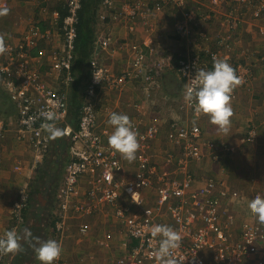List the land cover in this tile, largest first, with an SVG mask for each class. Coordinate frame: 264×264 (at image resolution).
I'll return each mask as SVG.
<instances>
[{
  "label": "built area",
  "instance_id": "1",
  "mask_svg": "<svg viewBox=\"0 0 264 264\" xmlns=\"http://www.w3.org/2000/svg\"><path fill=\"white\" fill-rule=\"evenodd\" d=\"M65 1L68 14L63 19L59 10L52 12L57 30L31 25L27 32L17 36L0 31V47L3 48L0 51V91L10 97L14 107L8 117H0V137L13 132L15 143L30 149L37 158L33 168L48 153L54 139L45 124L61 129L60 136L67 142L64 174L50 213L51 219L55 220L52 230L62 235L68 231L72 220L78 218L81 220L78 232L87 235L91 224L84 222L85 217L103 214L109 221L112 216L111 221L117 220L122 229L107 230L103 236L95 237V244L104 255L98 264H158L152 252L159 247L160 237L151 236V228L158 224L168 225L180 234V246L173 250L177 264H264L263 224L247 219L237 222L223 204L228 191L219 190L215 179L203 185L196 174L188 170L182 178L172 177L166 168L155 163L147 148L161 133L160 123H144L141 118L129 117L142 149L136 155V173L132 177L121 175L124 169L122 154L109 146L108 136L113 132V126L101 124L99 99L103 90L123 91L133 79H140L143 90L150 95V89L157 84L155 72L162 70L166 60L161 57L156 61L157 66L150 67L149 55L154 52L152 39L144 41L146 46H151L148 51L141 41L130 44V60L119 74L100 55L101 49L107 50L111 46L112 36H96L98 50L92 52L89 60L91 77L82 90L77 122H71L69 92L75 80L73 63L82 0ZM150 1L154 2V7ZM186 2L123 0L119 3L117 0H102L100 18L122 22L141 19L143 26L153 31L156 28L152 14L154 8L159 12L164 7L177 6L179 12L172 21L174 32L199 50L197 54L188 53L187 59H180L177 72L186 79L185 89L195 88V75L203 66L200 50L210 53L212 65L214 57L222 58L219 51H210L209 42L214 36L204 29L202 21L220 18L221 27L215 35L219 45L225 44L223 57L229 59L227 49L236 44L235 34L245 24L257 21L256 25L264 35V0H208L210 6L199 2L191 9L184 6ZM8 6L9 0H0V8ZM130 29L134 30L133 24ZM44 43L54 46L48 52L43 48L38 49V54L32 52L34 46ZM202 43L205 47L200 46ZM257 62L264 67V55ZM254 65L240 62L236 66L239 79L236 87L249 84ZM235 90L231 96L235 95ZM184 92L177 99L179 111L186 117L182 113L176 114L166 133L172 147L165 154V163L169 167L178 166L179 170L185 169L192 160L206 156L218 159V154L234 151V146L207 136L201 123L190 122L202 114L194 111L193 103L185 99ZM134 103L137 109L143 108L142 101ZM47 113H52L54 119L46 120ZM250 126L248 138L254 141L257 129L255 125ZM175 145L180 147L178 153L172 149ZM11 159L10 167L14 172L30 169V161L25 162L15 150L0 152L2 163ZM219 185L225 183L221 181ZM27 186L20 187V197L12 204V218L16 223L11 228L16 233L17 224L24 222L23 210L29 199ZM8 256L9 253L0 254V264H5ZM54 264L73 263L61 253Z\"/></svg>",
  "mask_w": 264,
  "mask_h": 264
},
{
  "label": "crops",
  "instance_id": "2",
  "mask_svg": "<svg viewBox=\"0 0 264 264\" xmlns=\"http://www.w3.org/2000/svg\"><path fill=\"white\" fill-rule=\"evenodd\" d=\"M35 1L36 0H9L10 5L13 4L12 6H8L7 8H0V31L4 33L9 32L8 34L17 36L23 31L27 32L31 25H37L42 29L52 27L57 30V22L53 20L52 12L53 10L58 9H53L52 7H56L60 0H38L39 4L33 5ZM117 1L120 3L123 0ZM27 2H30V4H32L30 5V7L36 9H34L33 11L29 10V4ZM190 2L194 4V7L197 6L199 2H203L207 6H210V3H206V0H187L185 4H188ZM18 5H20L23 9V12L21 11L22 14L19 16L18 14H13V12L19 13V9L14 11L15 7ZM150 5H153V1H150ZM27 8L29 11H27ZM166 8V11H160V17H158V20L160 21L157 20L158 27L153 31L142 30L141 27H138V25L141 24V19H137L135 21L127 20L128 22H122L108 18L107 20L103 21L100 18L102 10L100 8L98 9L95 23L96 36H105L108 34L112 36V43L110 48L105 51L102 50V58L111 67L112 70H115L116 73H120L126 69V65L128 64L131 57L130 44L135 41H141L145 49L148 51L151 46H146L144 44V41H147V38L145 37H151V39L153 40L154 52L149 55V59L151 58V62L149 64H152L153 68V64L158 59L161 60L160 52L157 50L156 46H159L160 51H169L165 63L163 62L164 66L162 70H159L158 73L155 72L154 76L156 77L157 84L154 86V88L150 89V95H148L146 90H143V85L140 79L131 80L123 91L108 89L103 90V95L101 99H99V120L102 125L109 124L108 120L111 113L116 112L127 114L130 118H141L144 120V123H160L161 133L159 134L158 138L151 143L150 147L147 148V151L149 150V153L153 154L155 163H158L160 167L166 168V170L169 172V174H171L172 177L182 178L185 174L184 172L188 170L193 175L196 174V177L200 182L202 180H206V178L210 177L214 173L219 174V170L217 169L218 163L215 162V158L206 156L201 160H192L188 163L185 169L181 168V170H179L180 167L177 168L178 166L169 167L168 164L165 163V154L168 150H171L172 147L166 139V133L169 129V123L171 122L172 118H174L176 114L182 113L179 111V102L177 97L184 92L185 88L184 79L177 75L175 66H173L174 62L176 61H172L171 58L175 56L178 57L179 55L183 54H188L189 49H187V46L190 45V43L187 42L186 38L178 37L175 35V33L172 31L173 26L171 28L168 26V23L170 25L172 24L170 21L173 19V15L176 16L177 14H173L171 12V7ZM4 9H7V11L5 12ZM14 17H16L15 20ZM40 18H42V21H46L41 23ZM219 20L220 18H213L202 21L204 27L208 29V31H210L214 36L213 40H211V47L218 45L214 34L215 30L221 27ZM131 24L134 25V30L130 29ZM138 28L141 29V33L138 32ZM257 30L260 29L256 25V22H251L250 25H246L238 33L235 34V38H237L236 40H238L237 43L232 48L227 49V51H230L231 53V55L229 54L231 56L230 59L226 60L223 57L224 49L219 51L222 58L225 59L233 68L237 57L240 56L246 58L247 62L257 63L254 75L249 85L237 87L235 86L238 95L235 97L231 96L230 102L233 109V114L230 118L228 131L225 132L223 130H218V126L212 124L208 116L203 114L198 118H194L190 122L201 123L203 127L206 124L211 130V132L208 130L205 131L207 136L211 137V134H213L212 138L216 139L218 142L220 139H223L231 143L232 145L238 146V154L234 158H231V162H229V164L231 165L229 167L231 168L229 171L232 170L234 164L238 165L243 170L251 171L252 173L248 177H246V181L251 182V179L253 178L256 181V185L262 187L264 178V67H260L257 61L264 55V35L259 34V31ZM255 34L260 36L261 38L256 37ZM248 35L253 37L249 38ZM52 45L54 46V44L44 43L41 46H34L32 48V52L38 54L39 48H43L48 52L52 48ZM191 50L194 51L195 49L192 48ZM206 53L207 52L202 55L203 64L204 66H206V69H211L213 65L209 63L208 55H206ZM88 68L90 70L89 64L87 69ZM201 69H203V67ZM88 73L89 76L88 78H86L84 84H86L89 80V77H91V70ZM73 74L74 77L77 76L74 71ZM246 88H248L249 90L247 91ZM251 91L252 93L250 94L254 98L250 97V95L247 94ZM5 99L8 100L6 104H4ZM252 100H254V102H252ZM135 101H142L143 108L140 110L137 109L134 105ZM12 108L13 106L10 103L7 95L0 91V117H8L10 114V112L8 111H10V109ZM182 114L183 117H186V114ZM209 123H211V126L209 125ZM251 124L255 125L258 129L259 135L255 141H248L247 135H245L246 133L244 132L246 127ZM8 135L6 134V136L8 137L7 140H4L5 137H0V150L5 149L10 152L13 149L15 150V152H17L16 150L19 145L17 143H14V133L9 132ZM55 139H57L59 143L61 141H64L62 140L63 138L61 136H58ZM64 148L67 149V147ZM141 149L142 147L139 145L136 155L141 152ZM172 149L176 153L180 151L179 145H175ZM121 158L124 164V169L121 172V175L132 177L136 173L138 168L136 162L137 156L132 161L125 159L123 156ZM212 159L214 160L212 161ZM65 161H63L62 159L60 160V165H62L64 168ZM239 161L242 162L240 163ZM212 162L217 164H212ZM11 164L12 159L0 164V236H3L4 233H6L8 230H11L10 227L7 226L13 223L11 217L12 203L18 196L17 189L19 188V184L17 182L19 181L20 177L18 174L12 171L10 167ZM212 167L213 171L211 172ZM57 168L59 167L56 166L54 168V171H56ZM260 168L263 171L259 170ZM229 171H227L226 175ZM63 174L64 170L60 167L58 175L59 177L57 181L58 185L61 182ZM53 186L56 187L55 185ZM42 197L43 194L41 195V193H39L38 200L41 201L42 199V204H44L48 201V199H46L47 195H45L46 198ZM248 209L251 210L249 207ZM31 210L32 207L28 210V214L31 212ZM109 218L112 220V216H109ZM111 220L106 221L103 214L89 217L87 220L84 219V222L87 221L91 224L89 233L82 236L83 234L77 231H73V234L71 233L67 235V237L69 238L60 239L62 255L68 258L73 264L88 263L91 254H87L84 252L82 253V248H84L83 241L85 240L83 237H93V239H91L93 242L90 241L89 246L91 247L92 245H94L96 246L95 248H97V245L95 244V237L97 235L103 236L105 232H107V230L113 227H115L116 230L122 229L121 223H119L117 220H113L114 222ZM48 231H50V228H48ZM51 234L54 235V233H52V230ZM115 235L118 236V234ZM63 240H72L73 244L71 245V247H68L67 245L61 243ZM78 246L80 248H78ZM99 253L101 252L99 251ZM16 255L17 254H15V251L13 253L11 252L5 264H12L14 262V259H16ZM34 255L32 258H34ZM101 257H104V255L100 254L98 256V259L96 260L99 262V260H101Z\"/></svg>",
  "mask_w": 264,
  "mask_h": 264
},
{
  "label": "clouds",
  "instance_id": "3",
  "mask_svg": "<svg viewBox=\"0 0 264 264\" xmlns=\"http://www.w3.org/2000/svg\"><path fill=\"white\" fill-rule=\"evenodd\" d=\"M151 7H154V4L151 5ZM168 7L172 8L171 5ZM174 7L178 8L177 6H174ZM166 9L167 8L164 7L162 10H166ZM4 11L6 12L7 9H4ZM159 12L155 13L156 21L158 20L157 15L159 14ZM178 12L173 13V14H178ZM173 19L170 21L172 23L171 27L173 26V22H172ZM157 25H158V22H157ZM201 25L204 27L203 23ZM155 27H156L155 29H157L158 26H155ZM204 29L208 31V29H206L205 27ZM172 31L174 32V30ZM217 32H218V29L215 30V34ZM175 35L178 37H183L177 34ZM215 38H216V35H215ZM209 44L211 45V41L209 42ZM193 45L194 44H190L191 47H194ZM200 46L205 47V43H202ZM96 49L98 50V47L95 44V50ZM102 50L105 51V49L100 50L101 59L103 60L102 54H101ZM0 51H3L2 47H0ZM203 51L207 52L205 49H202L200 50V53ZM167 52L168 50L160 51L161 57L167 58L168 57V54H166ZM202 55L203 54H201V62L203 63ZM226 60L223 58L214 57L213 66L211 69H208V70L200 69L196 73L195 75L196 87L195 88L187 87L186 89L184 88L185 89V92H184L185 99L193 103L194 111L198 114H203V115L208 116L210 122L218 126V130H223L225 132L228 131V125L230 124V118L233 114V109H232L231 102H230L231 93L233 89L235 88V86L239 83V79L235 73L236 63L234 64V68H233ZM242 63L255 64L253 66L254 68L253 75H254V71L256 69L257 63L247 62V61L242 62ZM260 67H263V66L260 65ZM175 68H176V73L178 75L177 67ZM182 79H184L185 87H186V79L185 78H182ZM83 85L85 86V84ZM83 85L80 89L81 94L84 88ZM70 93H71V88H70L69 94ZM45 118L46 120L51 121L54 119V115L52 113H47L45 114ZM108 123L111 126H113V132L108 136L109 146L115 149L116 151H118L119 153H121L125 159L129 161L134 160L136 158V152L139 148V143L137 140V134L133 130V125L131 123L129 116L127 114L113 112L110 115ZM44 127L46 128V130L48 131L49 135L52 138L58 137L62 134V130L55 127L52 124H45ZM21 150L23 151L24 148L20 146L16 150L19 156H20ZM226 173L227 171L220 169L219 174L218 173L212 174V175H219L218 178L215 179V181H217V186L219 190H225L226 192L228 191L227 196L225 197L222 196L224 197L223 198V204L225 203L224 206L227 205L226 208L229 209L231 215L237 218V222L238 220H243V219H247L251 221L254 220L256 221V223L263 224L262 226L264 228V188H263V185L262 187L256 185V181L252 178L251 182L249 183L251 185H255L256 187L254 189L249 188L250 192H248L247 194L241 191L242 189L233 187L232 184L228 182V180L230 179L226 178L227 176ZM222 175L224 176L222 177ZM208 180L210 179L206 178V180L204 181L202 180L200 182H202V184L203 183L205 184V182ZM221 181L225 183L224 186L219 185ZM255 191H258V192H255ZM134 193L135 192H133V194ZM248 207L251 210H249ZM74 220L78 221V218H75L72 221ZM79 221L81 220L79 219ZM48 224L49 226H51V230H52L54 221L50 219V222ZM78 226L79 225L77 224V232H78ZM71 227L72 225H70L69 229L73 234V230ZM69 229L64 234L68 235V233H71L69 232ZM26 232H27L28 237H32V233L30 230H26ZM17 233L15 230H8L6 233H4L3 236H0V254L11 253V252L19 250L20 244H19V237ZM58 235L60 234L58 233ZM151 236L154 238L157 236L160 237L159 247L156 248L152 252V256L155 258L158 264H177V261L173 255V250L177 249L180 246L179 244L181 240L180 234L168 225L158 224L151 228ZM33 239H35L36 241V243L33 244L36 259L40 262V264H54V262L61 255L62 249H61L60 243L56 239H48L43 242L40 241L39 237H35ZM90 257H92V255Z\"/></svg>",
  "mask_w": 264,
  "mask_h": 264
},
{
  "label": "rangeland",
  "instance_id": "4",
  "mask_svg": "<svg viewBox=\"0 0 264 264\" xmlns=\"http://www.w3.org/2000/svg\"><path fill=\"white\" fill-rule=\"evenodd\" d=\"M208 2V0H206V3ZM29 4V10L33 11L34 9L36 8H32L30 7V2H27ZM36 4H39V1L36 0L35 3L33 5H36ZM13 4H11L10 6H12ZM19 9V13H15L13 12L14 15H21L22 14V7L20 5L16 6L14 11ZM25 10V9H24ZM28 8H27V11H29ZM178 8L172 6V10L171 12L172 13H176L178 12ZM22 11V12H21ZM164 12V10H162ZM166 11V10H165ZM157 12V10H154L152 11V14L154 15V21H155V25H157V21H156V15L155 13ZM161 12V13H163ZM160 14V12H159ZM157 15V19L158 17H160V15ZM16 17H14V20H15ZM248 18V15L245 16V19ZM162 19V18H161ZM11 20V19H10ZM160 21V20H158ZM11 22V21H9ZM16 22V21H15ZM14 22V23H15ZM141 24L138 25V27H141L142 30H147V31H150V29H147L143 26V23H142V20L140 21ZM257 22V21H256ZM13 23V24H14ZM251 23L249 24H245L246 25H250ZM168 26L171 28V25L168 23ZM244 26V27H245ZM259 28V27H258ZM141 29L138 28V32H142ZM211 30V29H210ZM259 31V30H257ZM209 33H211L209 31ZM259 34L263 35L261 33V31L258 32ZM254 35V34H253ZM249 36V35H248ZM256 37L258 38H261L260 36L256 35ZM253 36H249V38H251ZM147 39H151V37H145ZM256 40V39H255ZM211 46V45H210ZM157 50L160 52V48L159 46H156ZM194 49L195 47H191L190 45L187 46V49H189V52H194L192 51L191 49ZM150 67H152V64H149ZM153 66H157V62H155L153 64ZM203 69L205 70H208L206 69V66H203ZM176 70V68H175ZM255 88V86H254ZM247 91L249 90L248 88H246ZM253 91V90H252ZM249 92L247 93L248 95H250V97L254 98ZM238 93L236 92L235 90V95H233L232 97H235L237 96ZM252 102H254V100H252ZM211 123H209L210 125ZM211 126V125H210ZM204 128H205V131H210V128L208 125H204ZM248 127H246L245 129V133L247 131ZM256 135L258 136L259 134H257L256 132ZM213 137V134H211V138ZM214 139V138H212ZM63 140V139H62ZM62 142V141H61ZM61 142L59 143L57 141V139H53L51 141V144L49 146V153H47L48 155H45V156H42L39 161H38V164L35 166V168H33L34 164L37 163V158L34 157V154H32V151L30 149H27V148H24L23 152H20V156L22 157V159L25 161V162H29L30 163V169L27 171V170H24L22 172H14L16 174L19 175V181L17 182L19 184V187L20 186H23V185H26V184H30L32 183L33 184V189H36L35 190V194H33L32 196V201H33V206H32V210L31 212L29 213V218L26 222H23L19 227L20 228V231L18 232V237H19V244H20V248L19 250L15 251V254H17L15 256V258L22 252L25 256L26 254L28 253L29 251V260L26 259L23 264H32L31 262V259L33 257V255L35 254V251H34V248H33V244L36 243L35 238L34 236V233H36L40 239L41 242L43 241H46L47 239H59L58 242L60 243V239H67L69 237H67V234H62V235H59L60 237H56L55 235L51 234V227H49V222H50V219H51V215L50 213H52L53 211V207H54V196H55V193H56V190H57V181H58V175H59V168L62 166L60 165V160L62 159L63 161H65L67 159V149H65L63 147V145H61ZM219 142L221 143H228L231 145V143L227 142L226 140H223V139H220ZM65 149V150H64ZM22 151V150H21ZM240 163L242 161H239ZM245 162V161H244ZM218 165V164H217ZM59 167L57 168L56 171H54V168L55 167ZM255 166V165H254ZM63 170H64V167L62 166L61 167ZM223 168V167H221ZM211 172L213 171V167L211 168ZM217 169L220 170V166L218 165L217 166ZM239 169V170H238ZM206 170V168H205ZM261 171H263L261 168L259 169ZM252 172L251 171H246V170H243L241 169V167H239L238 165H233V168L231 171L228 172L226 178L230 179L228 180L229 183H232L233 186L235 188H240L242 189L241 191H244L245 193L248 194V192H250V189H254L256 186L255 185H251L248 181H246V177H248ZM258 173V171H257ZM264 174V172H263ZM264 177V175H263ZM53 185H55L56 187H54ZM262 185H264V178H263V183ZM18 191L20 190V188L17 189ZM255 192H258V191H255ZM41 193V195L43 194V197H45V195H47V198L48 201L45 202L44 204H42V199L41 201L38 200V194ZM261 194V193H260ZM11 217H12V210H11ZM89 217H85V220H87ZM12 221L14 222V219L12 218ZM79 221V219H78ZM78 221L77 220H74L72 221L71 225H72V230L73 231H77V224H78ZM10 223V222H9ZM15 224V223H14ZM13 225V223L9 224V226L7 227H10ZM38 225L39 227V230L36 231L35 227ZM48 228H50V231H48ZM26 230H30L31 233H32V237H28L27 235V232ZM69 232L70 229H69ZM72 233V232H71ZM71 233H68V234H71ZM76 237V236H74ZM85 240L83 241V246L84 248L82 253H90L92 256L93 255H96L95 258L93 257H90V260L88 263L86 264H98V261L96 260L97 257L100 255V254H103L102 253H99V249H98V246L97 248H95L96 246L92 245L91 247L89 246V243L90 241H92L91 239H93V237H88V238H85L83 237ZM72 239V238H70ZM93 242V241H92ZM91 242V243H92ZM62 244L64 245H67L68 247H71V245L73 244V241H68V240H63L61 242ZM75 244V243H74ZM32 246V247H31ZM78 248H80L78 246ZM13 253V252H12ZM10 255V253H9ZM14 264V262L12 263ZM22 264V263H21Z\"/></svg>",
  "mask_w": 264,
  "mask_h": 264
},
{
  "label": "trees",
  "instance_id": "5",
  "mask_svg": "<svg viewBox=\"0 0 264 264\" xmlns=\"http://www.w3.org/2000/svg\"><path fill=\"white\" fill-rule=\"evenodd\" d=\"M126 1H129V0H126ZM101 3H102V0H82V5H81V8L79 9V12H78L77 38L75 41V58H74V63H73V71L77 74V76L75 77V80L71 85V93L69 96V105H70V113H71L70 120H71V122H77V117L79 114V110H80L81 103H82V96H83V94H81L80 89H81L82 85L84 84L86 78H88V76H89L88 72L90 70H89V68L87 69V67L89 64L90 56H91L92 52L95 50V39H96L95 23H96V17L98 14L97 11L100 8L99 6ZM161 3L163 4V2H161ZM153 4H154V2H153ZM185 7L191 9V8H194V4L190 2L188 4H185ZM52 8L53 9L57 8L60 11L62 19L64 16H66L68 14V6H67L65 0H60L58 5L56 7H52ZM40 19H41V21H40L41 23L46 21V20L42 21V18H40ZM218 41H219V39L217 40V43H218L217 46L211 47V49H210L211 52H218L220 50L225 49V44L219 45ZM193 46L195 47L194 48L195 50L193 53L197 54L199 52L198 47L196 45H193ZM228 52L231 55L230 51H228ZM166 54H169V51ZM201 54H205V52H201ZM206 55H208V59H209L210 53L207 52ZM187 57H188V54H186V55L183 54V55H179L178 57H176V56L173 57L172 61H174V60L176 61V62H174L175 65L174 64L173 65L175 67H178L177 65H178L179 60L180 59H187ZM246 60L247 59L243 58L242 56L237 57V60L235 62L236 66L240 62H245ZM86 70H87V74H86ZM7 97H8V95H7ZM8 98H9L10 103L13 106L12 100L10 99V97H8ZM7 101L8 100L5 99L4 104H6ZM13 110H14V107L12 109H10V111H8V112L11 113V112H13ZM252 126H254V125L251 124L250 128ZM248 128H249V126H248ZM256 129H257V127H256ZM257 131H258V129H257ZM257 134H258V132H257ZM245 135H247V140L250 141L248 138L249 135L247 134V132ZM257 137L258 136L255 137V140L257 139ZM7 138L8 137L5 136L4 140L5 139L7 140ZM61 145H63V147H67V142L62 141ZM231 146H234V151H231V152L229 151L226 155H224V153H220V154H218V156H219L218 160L215 159V162L218 163V165L220 166V169H223L225 171H229L231 169V168H229L231 166L229 164V162H231V158H234L238 154V146H235L232 144H231ZM0 152L1 153H4V152L8 153V151L5 149L0 150ZM211 158H214V156H212ZM213 160L214 159H212V161ZM1 163L2 162L0 161V164ZM217 163L212 162V164H217ZM5 165H7V164H5ZM221 167H223V168H221ZM218 176L219 175H211L208 178L209 179H212V178L216 179V178H218ZM223 176L224 175H222V177ZM27 185H28L27 191L29 192V199H28L27 207L23 210V221L24 222H26L29 218L28 210L31 209V207L33 206L32 196H33V194H35L34 192L36 190V189H33L32 183H30V184L28 183ZM17 192H18V196L15 199H18L20 197V191L17 190ZM14 223H16V221H14L13 224ZM20 225L21 224H19V225L17 224V231L18 232L20 231V228H21V227H19ZM10 229L12 230V228H10ZM35 229H36V231L39 230L38 225L35 227ZM109 230H116V228L113 227V228H110ZM52 233H54V235L59 236L57 232L52 231ZM34 235H35L34 237H38V236H36L37 235L36 233H34ZM56 240L58 241L59 239H56ZM29 256H30L29 253H27L25 256L21 252L16 257V259H14V264H21V263L23 264V262L26 259H28ZM31 262L35 263V264H40V262L36 259V255H34V258L31 259Z\"/></svg>",
  "mask_w": 264,
  "mask_h": 264
},
{
  "label": "flooded vegetation",
  "instance_id": "6",
  "mask_svg": "<svg viewBox=\"0 0 264 264\" xmlns=\"http://www.w3.org/2000/svg\"><path fill=\"white\" fill-rule=\"evenodd\" d=\"M56 138V137H55ZM62 167V166H61ZM32 264H35V263H32Z\"/></svg>",
  "mask_w": 264,
  "mask_h": 264
}]
</instances>
